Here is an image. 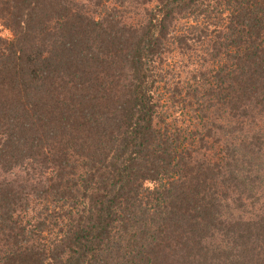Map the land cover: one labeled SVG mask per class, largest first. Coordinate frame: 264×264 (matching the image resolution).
<instances>
[{"label":"trees","instance_id":"obj_1","mask_svg":"<svg viewBox=\"0 0 264 264\" xmlns=\"http://www.w3.org/2000/svg\"><path fill=\"white\" fill-rule=\"evenodd\" d=\"M0 29V264L263 243L264 0H0Z\"/></svg>","mask_w":264,"mask_h":264},{"label":"rangeland","instance_id":"obj_2","mask_svg":"<svg viewBox=\"0 0 264 264\" xmlns=\"http://www.w3.org/2000/svg\"><path fill=\"white\" fill-rule=\"evenodd\" d=\"M0 36L5 37V38H9L12 36V34L8 30L0 29ZM226 217H228V215H226ZM243 217L246 218V215H243ZM251 219L252 220L249 222V224H253L255 221L261 222L264 219V215L261 212H259V210H258L257 213H255V215L251 217ZM243 228L245 230L244 236L246 239L250 235L253 236L256 233L255 228L253 229L252 233H250V234L246 233V226H244ZM184 229H186V228H184ZM187 231H189V230H187ZM175 237L179 238L178 236H175ZM205 239L207 241H209L208 243L210 245H212V243L214 242L213 240H211V236H209V235H207L205 237ZM246 239H244V240L246 241ZM175 240H177V239L173 238V241H175ZM217 243L218 242L216 241V244ZM156 244H157L156 246L159 249L156 251L157 253H155L153 255V260H154L153 264H186L185 262H187V263L192 262L195 264L199 263V262L198 263L195 262V260L193 258H191V259L181 258V255L179 254L178 249L174 246H173L174 247L173 253L168 251L167 249H163L164 248L163 246H165L167 244H173L172 238L170 236L165 237L163 240L160 238L159 240H157ZM240 247H241V249H239L238 246L227 247L225 244H223L222 248H220V250L224 251L225 255H223L221 260H218V259L215 260V261H217L215 264H259V263L264 264V239H263V243H257L256 244L252 240V242L249 243V245L248 244L246 245V243L245 244L243 243V244H241ZM246 247H249L251 251L252 250L255 251V254L259 258L256 257L253 260H246L245 256H243V255L240 256L241 253H244L247 251L246 249H248V248H246ZM236 256H237V258H236ZM206 264H209V262Z\"/></svg>","mask_w":264,"mask_h":264}]
</instances>
